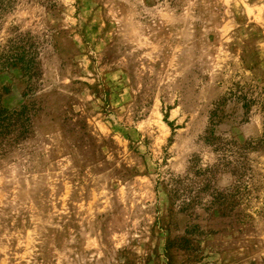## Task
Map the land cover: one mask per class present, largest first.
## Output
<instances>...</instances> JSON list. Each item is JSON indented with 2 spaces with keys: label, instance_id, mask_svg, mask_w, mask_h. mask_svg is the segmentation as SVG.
<instances>
[{
  "label": "rangeland",
  "instance_id": "rangeland-1",
  "mask_svg": "<svg viewBox=\"0 0 264 264\" xmlns=\"http://www.w3.org/2000/svg\"><path fill=\"white\" fill-rule=\"evenodd\" d=\"M18 33L37 74L0 73V264H264V149L238 157L223 216L158 182L216 162L202 134L229 89L264 102V0H12L0 45ZM259 102L228 99L214 134L259 138Z\"/></svg>",
  "mask_w": 264,
  "mask_h": 264
},
{
  "label": "trees",
  "instance_id": "trees-1",
  "mask_svg": "<svg viewBox=\"0 0 264 264\" xmlns=\"http://www.w3.org/2000/svg\"><path fill=\"white\" fill-rule=\"evenodd\" d=\"M12 0H0V18L10 7ZM36 50L30 36L15 34L4 44L0 45V73L13 72L28 86L37 74ZM240 102L244 113L250 109L257 99L248 96L240 85L238 89H229L226 97L221 99L214 110L210 111L207 126L203 131L202 140L218 153L216 162L199 166L197 159L192 158L182 175H168L159 183L165 188L170 205L178 212H187L197 216L196 208L207 214L217 213L221 216L230 212L238 198V159L244 157L247 148L259 147L264 149V133L256 140L242 144L234 140H227L214 134V127L218 121V110L228 99ZM264 108V102H259ZM12 111H7L0 105V133L7 132L14 122ZM16 120V119H15ZM239 157V158H238ZM228 171L234 177V182L227 189L218 188L214 183L217 171ZM187 239L178 238L168 240V244L176 247L183 246ZM183 241V242H182Z\"/></svg>",
  "mask_w": 264,
  "mask_h": 264
}]
</instances>
